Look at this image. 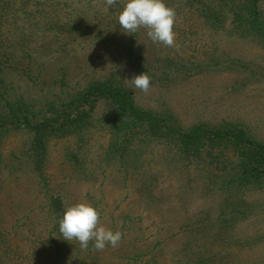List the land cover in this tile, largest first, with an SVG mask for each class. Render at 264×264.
<instances>
[{
    "label": "trees",
    "instance_id": "1",
    "mask_svg": "<svg viewBox=\"0 0 264 264\" xmlns=\"http://www.w3.org/2000/svg\"><path fill=\"white\" fill-rule=\"evenodd\" d=\"M124 2L105 12L104 0H0V264H264L230 253L264 243L257 229L243 240L234 235L240 224H264V139L237 121L184 125L172 109L140 105L124 82L146 72L149 90L166 92L224 71L241 75L233 92L264 84V0H164L176 13L178 49L154 44L145 29L122 31ZM236 44L256 48L258 59L232 53ZM44 91L55 101L36 97ZM104 108V164L139 183L126 192L139 204L117 216L126 218L118 247L94 251L89 242L82 251L59 232L70 204L51 186L48 144L82 139ZM10 136L21 139L16 154L3 151ZM155 146L175 165L170 174L180 172L168 187L145 173ZM19 179L28 184L24 195ZM196 192L213 204L186 215Z\"/></svg>",
    "mask_w": 264,
    "mask_h": 264
},
{
    "label": "rangeland",
    "instance_id": "2",
    "mask_svg": "<svg viewBox=\"0 0 264 264\" xmlns=\"http://www.w3.org/2000/svg\"><path fill=\"white\" fill-rule=\"evenodd\" d=\"M122 31L124 30L122 29ZM196 48L199 51L203 49L201 46H196ZM196 50L193 52L194 55L197 54ZM231 52L235 54L250 53L251 57H255L256 60L260 55L256 48L243 44L234 45ZM184 53L191 54V51L179 52L180 55ZM102 56L100 51L93 55L97 65H99ZM117 60L121 61L123 57L117 55ZM103 67L102 65L101 68ZM105 73L107 72L100 74L105 77L107 76ZM239 80L241 81V75L223 71L212 73L199 81L187 83V86L175 87V90L170 89L166 92L150 89L144 93L134 89L136 100L140 105L158 111L166 108L172 109L171 112L184 125L193 124L201 119L211 125L224 120L237 121L245 123L258 138L264 139V84L250 83L237 89V92H233V88L237 86L235 83ZM41 94H47V98L53 101L57 98L53 92L47 91L36 95V97H40ZM190 95L193 97L189 98ZM104 115L105 108L100 109L97 121L83 133L82 139H76L73 136L61 139L51 138L48 144L45 169L51 178V186L63 195H67L69 204L89 202L99 212L101 225L106 228L113 225L122 233L126 230V218L117 220V216L120 213H126V207L139 204L133 195L126 198V192H134V188L138 187L139 183H127L128 187H126V174L120 172L121 170L117 171L118 167L115 164H104L103 156L109 145V134L99 126L102 124ZM20 143L21 139L18 136L8 137L3 145L4 153L16 154ZM160 151V147L157 146L151 149V157L145 158L147 160L145 173L153 179L159 178V181L165 182L164 184L168 187V184L174 181L172 178L179 177L180 172L175 168V172L170 174L175 165ZM74 155L77 156L79 162H74L72 159ZM2 178L4 177L2 176ZM181 180L185 183L183 179ZM159 181L158 183H160ZM17 183L18 186L15 187L18 193L24 195L27 192L28 184L24 179H19ZM178 200L179 204H183L180 198ZM184 204H187L185 209L187 215L198 210H207L213 203L206 201L204 195L196 192L191 200ZM178 211H180V216H185L183 209H178ZM256 229L264 237V224L262 223L255 226L240 224L236 227L234 235L237 234V237L243 240L252 235ZM262 241L264 242V239ZM260 245H264V243L255 245L256 247L254 246L251 250L234 246L236 248L234 253V247L230 253L236 256V262L242 256H250L253 262L258 259L264 260V247ZM123 253L126 254V249Z\"/></svg>",
    "mask_w": 264,
    "mask_h": 264
},
{
    "label": "clouds",
    "instance_id": "3",
    "mask_svg": "<svg viewBox=\"0 0 264 264\" xmlns=\"http://www.w3.org/2000/svg\"><path fill=\"white\" fill-rule=\"evenodd\" d=\"M117 0H104L103 8L109 7ZM118 23L126 33L146 30L147 37L155 44L165 47L179 48L176 44V34L173 31L176 13L166 6L164 0H125L122 10L117 14ZM141 92L147 93L151 78L143 72L124 81ZM59 232L66 241H78L82 251H87L89 242H93L94 251H103L106 246L118 247L122 233L112 231L100 224L99 212L87 201L76 202L63 207V213L58 220Z\"/></svg>",
    "mask_w": 264,
    "mask_h": 264
}]
</instances>
